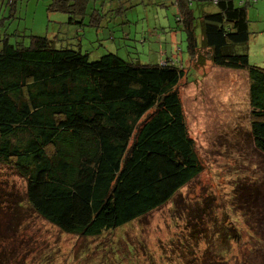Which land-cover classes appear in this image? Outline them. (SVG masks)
Wrapping results in <instances>:
<instances>
[{
	"label": "trees",
	"instance_id": "obj_1",
	"mask_svg": "<svg viewBox=\"0 0 264 264\" xmlns=\"http://www.w3.org/2000/svg\"><path fill=\"white\" fill-rule=\"evenodd\" d=\"M256 1L211 0L216 10L199 16L192 0L156 1L161 8L171 5L175 23L172 27L166 10V22L155 28L158 42L172 43L173 35L181 32L187 57L179 55L180 48L174 57L165 50L160 63L122 58L118 38L111 44L114 52L90 60L79 40L91 30L113 40L110 20L127 16L131 5L149 1L49 0L48 20L53 13L66 16L65 23L76 28V45L68 42L72 35L60 38L56 31L41 35L17 26L2 28L1 18L0 165L14 169L25 183L24 197L12 199L10 207L0 199L4 217L17 223L10 229H17L31 212L64 234L93 239L172 203L203 170L179 92L188 76L185 65L197 54L214 67L245 73L250 120L244 140L250 139L264 158V65L250 64L248 56L253 32L247 7ZM15 2L3 1L10 12L6 19L13 15ZM259 188L238 180L236 194L254 191V205ZM189 216L197 215L193 211ZM221 232L226 235V229ZM171 258L166 256L168 264ZM196 258L182 264H199ZM5 259L1 254L0 264ZM118 260L116 256L109 262L121 264ZM211 263L218 264L215 257Z\"/></svg>",
	"mask_w": 264,
	"mask_h": 264
},
{
	"label": "rangeland",
	"instance_id": "obj_2",
	"mask_svg": "<svg viewBox=\"0 0 264 264\" xmlns=\"http://www.w3.org/2000/svg\"><path fill=\"white\" fill-rule=\"evenodd\" d=\"M3 1L0 0V10ZM48 1L17 0V19L13 20L12 27H24L33 21L36 33L50 34L54 28L60 38L72 35L68 42L76 45L73 38L76 28L65 23L66 16L53 13L48 20L45 11ZM144 1L149 3L131 5L126 10L127 16L110 20V31L115 34L113 40L104 39L93 30L79 36L82 51L88 52L90 60L110 50L114 52L111 44L117 38L121 45L117 47L119 55L129 61L160 63V53L167 50L169 55L171 50L174 57L177 48L182 51L179 55L184 60L187 58L181 32H176L172 43L170 39L166 43L158 42L155 33V28L166 22L167 18L163 17L166 10L174 27L171 5L161 8L155 2L164 0ZM192 7L195 16L201 11L216 10L211 0H192ZM247 14L253 32L249 41V63L263 66L264 39L260 31L264 24V0L249 5ZM127 19L128 27L118 32L114 30ZM195 23L199 39V19ZM124 33H129L128 39H124ZM142 38L144 41L140 43ZM197 55L195 61L185 65L188 76L179 85V92L202 172L180 190L172 203L99 238L80 239L64 234L31 212L13 231L10 227H15L16 221L8 220L0 210V255L6 256V264H91L93 261L113 264L109 261L116 256L121 264H168L167 255L172 256L171 264H182L184 259L192 257H197L199 264H210L214 257L218 264H264V158L250 139L244 140L250 120L248 81L244 72L214 67L209 59ZM244 179L249 180L253 188L262 189L254 205L251 203L254 191L243 196L236 194L237 181ZM24 186V180L14 169L0 165V197H6L0 199H5L7 206L12 199L24 197ZM193 211L197 216H189ZM199 215L204 217L199 219ZM224 229L226 235H232L229 239L221 232ZM209 254L216 256L213 260L211 256L206 258Z\"/></svg>",
	"mask_w": 264,
	"mask_h": 264
},
{
	"label": "crops",
	"instance_id": "obj_3",
	"mask_svg": "<svg viewBox=\"0 0 264 264\" xmlns=\"http://www.w3.org/2000/svg\"><path fill=\"white\" fill-rule=\"evenodd\" d=\"M25 7H26V3H25ZM27 10V9H26ZM1 12H0V19H1V24L3 23V25H2V28H5V29H7V27H9V29L8 30H11L12 28H15V25L12 27V25H13V20L15 21V19H17V16H16V14H17V0H16V2H15V10H14V13H13V15L12 16H10V18H8V19H6L7 17H8V12L9 11H7L5 8H3V7H1V10H0ZM10 13V12H9ZM25 14H26V11H25ZM6 17V18H5ZM15 23V22H14ZM32 24H29V23H26L25 24V26L24 27H20V26H17V28L18 29H22V28H26V29H29V30H31V31H33V32H35V30H34V26H33V21L31 22ZM56 31V29H52V32L51 33H54ZM46 34H47V32H46ZM172 37V36H171ZM173 38H174V35H173V37H172V40H173ZM171 40V39H170Z\"/></svg>",
	"mask_w": 264,
	"mask_h": 264
}]
</instances>
